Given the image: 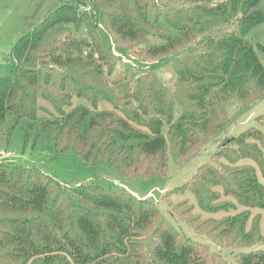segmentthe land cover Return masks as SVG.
Listing matches in <instances>:
<instances>
[{
    "label": "trees",
    "instance_id": "trees-1",
    "mask_svg": "<svg viewBox=\"0 0 264 264\" xmlns=\"http://www.w3.org/2000/svg\"><path fill=\"white\" fill-rule=\"evenodd\" d=\"M156 1L76 0L75 5L57 8L21 36L10 53L12 73L0 78V129L7 125L6 138L21 136L25 148L32 137V148L41 145L84 164L107 162L122 178L156 179L165 176L168 151L173 162L183 167L229 122L225 109L229 101L243 107L264 96V68L252 46L243 42L251 28L263 21L257 8L260 0H228V4L227 0L225 4L184 0L185 7L164 17L168 30L176 36L163 37V45L147 47V37H160L154 30L159 14L149 18ZM234 15L240 17L235 33L215 41L210 33L198 38L207 26L228 24L235 20ZM59 24H71L75 30L85 26L91 42L83 45L94 49L98 62L73 56V52L81 54L82 41L63 43L59 48L43 46L46 33ZM97 26L120 46L121 54L144 45L139 55L144 60L173 57L191 44L203 46L205 51L174 58L170 64L172 90L152 70L133 79L119 75L107 84L103 77L111 76L112 71L104 72L101 65L115 58V53L95 33ZM121 42L126 45H119ZM40 49L47 51L45 59L38 53ZM258 50L264 53V46ZM52 74L59 77L62 89L68 81L75 96L88 102L89 108H72L70 95L64 100L52 99L42 86L50 84ZM38 98L49 101L56 115L38 117ZM102 101L111 109H99ZM131 101L135 109H130ZM175 109L180 113L173 121ZM151 114L165 118L168 138L163 136L162 120L148 118ZM243 134L229 144L238 145ZM228 146L211 156L213 163L224 157L221 151ZM203 173L221 176L215 184H208ZM253 173L248 167L230 172L207 163L180 189L191 192L204 212H212L206 193L217 186L244 207H260L264 189ZM243 224L237 217L228 218L206 237L219 247H237L236 264H264V253L253 261L243 252L251 244L264 242L254 228L244 233ZM0 264L227 263L209 253L205 245L174 231L162 220L156 204L137 198L125 187L70 186L34 167L0 159Z\"/></svg>",
    "mask_w": 264,
    "mask_h": 264
},
{
    "label": "rangeland",
    "instance_id": "rangeland-1",
    "mask_svg": "<svg viewBox=\"0 0 264 264\" xmlns=\"http://www.w3.org/2000/svg\"><path fill=\"white\" fill-rule=\"evenodd\" d=\"M153 1V0H152ZM76 0H0V78L9 75L13 71V64L10 60L12 47L17 40L25 33L32 30L38 23L45 20L51 13L62 5L74 4ZM224 3V0H216L215 4ZM228 4V0H227ZM155 8H154V7ZM149 9L150 21L154 16L153 13L159 14V22L154 26L155 32L160 37H147L145 44L147 47H155L164 44L163 37L176 36L175 33L168 30L165 24V14L180 7H185L184 0H157ZM258 10L263 15V21L251 28L249 33L243 38L245 45L252 46L260 64L264 68V53L258 50L259 46H264V0H260ZM88 10V9H87ZM153 15V16H152ZM235 16V15H234ZM228 24H215L207 26L201 31L198 38H203L205 33H210L211 38H216L235 33V28L239 16L234 17ZM94 31V28L91 27ZM94 33V32H93ZM95 33L111 46L115 58H109L101 65L102 70L106 72L111 69L112 75H104L107 84H111L119 75H127L133 79L143 71L152 70L156 77L169 90L173 89L171 80L170 64L174 58L183 57L192 52L205 51L203 46L196 47L194 44L188 45L184 50L176 53L175 56L164 58L161 61L144 60L139 57L140 45L133 51L120 53L118 48L112 42L111 36L103 27L97 26ZM80 42L81 54L73 52V56L81 55L82 57L93 59L96 63L98 59L95 56L94 49L85 47L90 38L86 35L85 26L81 25L75 30L71 24H59L49 30L41 44L47 47H60L63 43L71 44L72 41ZM85 44V45H83ZM49 45V46H48ZM119 45L125 46L124 42ZM46 50H48L46 48ZM46 50L38 51L44 58ZM195 52V53H196ZM120 53V54H118ZM46 60H48L46 58ZM106 74V73H104ZM42 85V83L40 82ZM51 95L52 99L63 98L67 95L71 96L72 108L77 106H85L89 108V103L85 100H79L75 96L73 86L67 81L64 89L60 87V80L56 74H52L49 85L44 86ZM38 106L41 108L38 112L40 118H50L56 115L52 104L42 98L37 100ZM99 109L110 110V106L105 102H99ZM130 109H135L136 104L131 101ZM70 111L71 108H64ZM226 112L229 115V122L219 129L204 145L198 154L194 155L189 162L181 167L177 166L172 159L171 153L168 151L166 156L165 176L156 179H140V178H122L118 174V169L114 165L103 162L96 165L84 164L81 159H76L71 155L58 156L53 150H49L41 145L32 148L31 138L23 148V138L15 136L6 138L7 125L0 129V152L13 153L14 160L17 164L26 167H34L44 174H48L60 182L70 186L84 183H98L101 185H115L118 188L125 187L129 191L136 193L137 198L145 197L157 205L162 220L168 224L174 231L189 237L207 247L209 253H214L222 257L227 264H236L233 255L237 254V247H226L224 245L217 246L206 237L208 233L216 230L218 226L226 219L237 217L243 221L244 233H250L254 228L256 234L264 239V199L261 200L260 207H244L238 203L232 195H225L221 186L211 187L206 193V204L212 212L202 211L197 205L194 195L187 189H180L192 180L199 167L211 163L214 169L221 167L227 168L230 172L243 168H251L253 176L264 189V96L247 106H237L236 103L229 101L226 105ZM175 115L172 120L178 117V109H175ZM262 116V117H261ZM148 118H159L162 120V133L164 138H168L169 127L165 118L151 114ZM253 128V129H251ZM248 137L241 141L238 145L229 144L230 139L244 135ZM229 145L222 150L224 157H219L213 163L211 156L217 153L222 146ZM243 155H248L243 158ZM241 158L236 159L235 158ZM253 157H255L253 159ZM234 160V161H232ZM208 184H215L221 176L218 174H204ZM122 186V187H121ZM259 204V205H260ZM215 234V233H214ZM209 236V235H208ZM263 241V240H262ZM248 252L253 261H258L259 257L264 253V242L251 244L250 248L244 249Z\"/></svg>",
    "mask_w": 264,
    "mask_h": 264
},
{
    "label": "built area",
    "instance_id": "built-area-1",
    "mask_svg": "<svg viewBox=\"0 0 264 264\" xmlns=\"http://www.w3.org/2000/svg\"><path fill=\"white\" fill-rule=\"evenodd\" d=\"M13 156H14L13 153L0 152V159H9Z\"/></svg>",
    "mask_w": 264,
    "mask_h": 264
},
{
    "label": "crops",
    "instance_id": "crops-1",
    "mask_svg": "<svg viewBox=\"0 0 264 264\" xmlns=\"http://www.w3.org/2000/svg\"><path fill=\"white\" fill-rule=\"evenodd\" d=\"M136 195V193H134Z\"/></svg>",
    "mask_w": 264,
    "mask_h": 264
}]
</instances>
